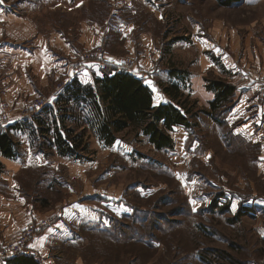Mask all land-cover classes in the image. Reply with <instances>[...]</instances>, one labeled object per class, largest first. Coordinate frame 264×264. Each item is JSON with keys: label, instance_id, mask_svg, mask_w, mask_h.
<instances>
[{"label": "rangeland", "instance_id": "1", "mask_svg": "<svg viewBox=\"0 0 264 264\" xmlns=\"http://www.w3.org/2000/svg\"><path fill=\"white\" fill-rule=\"evenodd\" d=\"M222 1L162 0L154 11L133 3L137 12H131L132 0H83L77 8H55L42 0L40 9L30 5L19 10L31 27L26 37L47 41L59 37L78 43L86 31L81 30V22L102 28L106 20L100 30L105 31V45L78 52V59L66 62L72 63V75L64 70L59 77H49L48 85L29 71L36 93L2 100L0 112L7 110L13 119L0 128L18 121L16 117L25 112L32 119L33 113L24 111L27 105L41 104L42 99L52 102L56 92L90 62H98L101 69L129 70L150 81L159 94H164L163 87L177 83L198 109L206 108L205 96L196 91L199 76L189 75L200 71L206 72L204 77L222 76L227 43L231 41L241 56L245 43L253 50L257 39L264 41V0H236L228 5ZM119 6L121 11L114 13ZM116 18L123 20V27L130 21L135 29L120 30ZM88 31L96 34L95 29ZM199 34L211 40L217 54L222 51L219 57L211 51L200 52V44L205 45L191 38ZM98 48L102 59H81L84 52ZM106 53L117 57L111 61ZM201 55L213 59L215 68L211 65L207 71L201 66ZM129 57L133 64L125 68L121 62ZM229 111L217 112L220 121L199 112L191 127L170 133L173 148L160 150L131 131L119 133L116 142L105 147L84 125L88 150L78 158L61 156L48 147L37 152L36 144L46 140L31 142L27 132H12L18 143L17 158L0 156V193L8 200H27L39 218L57 212L61 218L72 212V219L64 222L68 237L61 235L50 251L58 264H227L222 250L243 258L248 250L254 253L250 250L258 243L251 231L257 221L240 212L241 202L236 213L237 201L264 195V179L253 162L257 150L231 133L225 121ZM234 122L232 127L241 123Z\"/></svg>", "mask_w": 264, "mask_h": 264}, {"label": "crops", "instance_id": "2", "mask_svg": "<svg viewBox=\"0 0 264 264\" xmlns=\"http://www.w3.org/2000/svg\"><path fill=\"white\" fill-rule=\"evenodd\" d=\"M47 1H49L48 5L55 6V8H77L84 3L82 2L83 0ZM161 2L162 0H132L130 10L131 12H137V8L133 3L137 5L140 3V6L146 7L145 9L154 11V6L157 7L158 3ZM41 3H43L42 0H37V2L31 0H18L14 2V4L9 0H2V2H0V102L2 100L15 101L23 94L36 93L37 89H35L34 85L31 83L32 79L29 71H34L35 75L46 82L51 76H53V78L59 77L64 70H67V72L69 71V74L71 71L72 75V70L70 68L72 63L69 64L66 62L78 59L76 58L80 56L76 55L78 52L80 54L82 51L105 45V31L102 32L100 30L105 28L106 20L101 24L102 28L97 24L90 25V22L86 20L81 22V30L85 29L86 31L81 34L82 38H79V42L75 44L59 37H52L49 41L40 38V36L35 38L34 35L26 37L27 31L31 27H28L25 23L26 17L18 15V11H22V9H26L27 6L30 5L32 6H30L31 9H40L43 5ZM119 7L113 12H117L118 14L119 10L121 11V7ZM116 20L118 21V28L122 31L128 33L135 29V25L130 21L129 24L123 27V20L117 18ZM88 29H95L96 34L92 31H88ZM199 35L191 38L193 43L198 44L201 42L205 45L202 46V44L199 43L201 45L200 52L204 53L206 51H211L216 57H219L222 51L217 54L218 52L215 50L211 40L201 34ZM125 38L129 41L132 39L131 36L128 35L125 36ZM29 41L32 43L29 44ZM250 41H248V44ZM131 44L130 42V45ZM227 44L230 46L226 45L224 50L225 56L221 58L225 73H223L222 77H226L236 89L234 104L228 112L225 121L227 125L231 126V133L234 136L239 137L242 142H245L249 147L256 148V156H254L253 162L257 163L259 174L262 175L261 177L264 179V159H262L264 158V87L262 86L264 83V41L257 39V48L254 46L253 50L245 43V50L244 52L242 51L241 56L233 49L231 41ZM105 56H108L111 61L115 60L117 57L115 55H110V53H106ZM212 61L213 59L211 60L207 55H201V66H205L207 71L211 69V65L214 66ZM112 65L118 66L117 64ZM99 67L98 62L84 64L80 73L77 74L78 79L82 83L92 82L94 75H102V69ZM218 67L222 69V65H218ZM216 71L219 72L218 70ZM205 73L195 71L189 76H199L200 79H198V81L200 86H196V91L200 97L201 95L205 96V103L208 106V103L214 98V93L207 90L205 87ZM134 75L139 77L137 74ZM183 75L184 74H182V76ZM195 81H197V79H195ZM146 84L151 88L149 83ZM151 90L153 91L152 88ZM260 94L262 96H260ZM169 102V97L165 93L159 94L153 91V103L155 105ZM17 120L22 121L23 119L19 120V118H17ZM238 120H240L241 123L232 127L235 123L234 121ZM179 128L180 127H175L173 132ZM173 132H171V134ZM19 134L22 135V133ZM7 160H9V158ZM4 180L7 182L9 181L6 178H4ZM8 185L12 188V184L9 183ZM10 188V191H8L9 193L11 192ZM6 198L7 196L0 193V239L7 238L13 233L18 232L27 221L40 217L39 215L35 216L33 208H31V204L27 200H20L19 197H17V200H8ZM240 202L242 203L240 212H243L244 215L249 217H254L257 221L251 230L257 237V246L250 250L254 253L248 250L246 253L249 254L243 258H236V256L232 255L229 252L230 250L227 249L224 251L222 250L223 253L221 254L226 257L225 263L227 264H264V234H262L264 233V195H258V200H238L236 203L238 207L236 213L239 211ZM72 217V212H65L61 218L59 216L58 219L39 234L34 247V251L41 258L37 264H58L50 251L54 249L55 242L61 235H63V237H68V235L64 233L66 232L64 222L70 221ZM32 257L36 259L34 256ZM28 263V259L22 257L12 258L6 261L0 260V264Z\"/></svg>", "mask_w": 264, "mask_h": 264}, {"label": "trees", "instance_id": "3", "mask_svg": "<svg viewBox=\"0 0 264 264\" xmlns=\"http://www.w3.org/2000/svg\"><path fill=\"white\" fill-rule=\"evenodd\" d=\"M233 1L236 0L222 3L228 5ZM109 69H103L101 76L94 75L89 83L73 77L56 92L52 102L33 113L32 119L26 116L22 121L0 128V155L17 158L18 143L11 133L27 132L31 142L41 137L47 141L36 144L37 152L48 147L61 156L78 158L80 152L88 150L84 125L96 133L105 147L112 146L119 133L131 131L136 137H144L157 150L173 148L170 133L175 127H191L199 112L220 121L217 112L223 111V114L227 108L229 111L235 101V86L226 77L209 75L204 77L205 87L214 93V98L208 107L198 109L196 101H191L189 94L185 95L177 83L162 88L171 102L155 105L153 91L142 78L126 69ZM172 72L179 76L176 71ZM68 121L72 122L71 126L67 125ZM219 251L215 249L214 252L219 254ZM18 257L28 259V264L39 262L29 255L14 258Z\"/></svg>", "mask_w": 264, "mask_h": 264}, {"label": "built area", "instance_id": "4", "mask_svg": "<svg viewBox=\"0 0 264 264\" xmlns=\"http://www.w3.org/2000/svg\"><path fill=\"white\" fill-rule=\"evenodd\" d=\"M82 60H100L102 59V50L100 48L93 50L92 52H84L81 56ZM133 64L132 57L126 58L122 66L127 68ZM46 104L45 100L42 99V103H32L27 105L24 111L39 112L44 105ZM3 108H7V105H4ZM2 112V113H1ZM0 112V124L9 122L11 119L7 116V110ZM29 116L28 113L20 114L16 118H23ZM59 214L54 213L46 218H36L31 219L26 222V224L16 233H13L7 238L0 239V260L6 261L11 258H14L18 255H29L34 256L36 260H39L40 256L34 251L33 245L36 244L39 234L49 227L57 218Z\"/></svg>", "mask_w": 264, "mask_h": 264}, {"label": "snow or ice", "instance_id": "5", "mask_svg": "<svg viewBox=\"0 0 264 264\" xmlns=\"http://www.w3.org/2000/svg\"><path fill=\"white\" fill-rule=\"evenodd\" d=\"M0 2H2V0H0ZM122 63V62H121ZM147 83H149V84H151V82L150 81H146ZM153 91H156V89L154 88V86H153ZM262 159H264V158H262ZM262 234H264V233H262ZM33 247H35V245H33Z\"/></svg>", "mask_w": 264, "mask_h": 264}, {"label": "bare ground", "instance_id": "6", "mask_svg": "<svg viewBox=\"0 0 264 264\" xmlns=\"http://www.w3.org/2000/svg\"><path fill=\"white\" fill-rule=\"evenodd\" d=\"M57 213H58V212H57ZM58 214H59V213H58ZM59 216H60V215H59ZM59 216H58V217H59Z\"/></svg>", "mask_w": 264, "mask_h": 264}]
</instances>
